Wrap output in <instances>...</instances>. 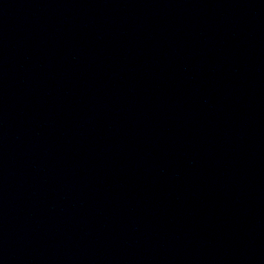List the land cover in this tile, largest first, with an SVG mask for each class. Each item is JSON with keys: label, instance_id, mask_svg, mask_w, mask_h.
Segmentation results:
<instances>
[{"label": "water", "instance_id": "water-1", "mask_svg": "<svg viewBox=\"0 0 264 264\" xmlns=\"http://www.w3.org/2000/svg\"><path fill=\"white\" fill-rule=\"evenodd\" d=\"M0 264H264V0H0Z\"/></svg>", "mask_w": 264, "mask_h": 264}]
</instances>
